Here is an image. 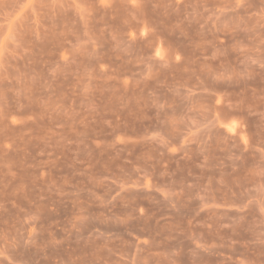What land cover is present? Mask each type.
Here are the masks:
<instances>
[{
  "label": "rangeland",
  "instance_id": "rangeland-1",
  "mask_svg": "<svg viewBox=\"0 0 264 264\" xmlns=\"http://www.w3.org/2000/svg\"><path fill=\"white\" fill-rule=\"evenodd\" d=\"M0 264H264V0H0Z\"/></svg>",
  "mask_w": 264,
  "mask_h": 264
}]
</instances>
